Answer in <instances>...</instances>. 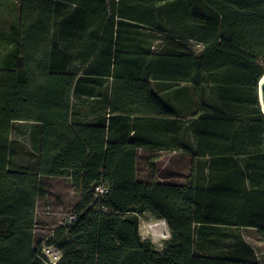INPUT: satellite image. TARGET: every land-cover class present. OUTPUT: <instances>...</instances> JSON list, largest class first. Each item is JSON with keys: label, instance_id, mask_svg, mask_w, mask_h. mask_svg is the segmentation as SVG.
Masks as SVG:
<instances>
[{"label": "trees", "instance_id": "trees-1", "mask_svg": "<svg viewBox=\"0 0 264 264\" xmlns=\"http://www.w3.org/2000/svg\"><path fill=\"white\" fill-rule=\"evenodd\" d=\"M18 2L0 67V264H44L33 237L43 177L80 194L75 220L46 240L56 264H259L242 242L223 254L217 233L252 228L264 243V0ZM125 26L166 28L200 52L155 53ZM151 81L184 85L193 110L179 115ZM14 122L36 125L33 172L11 162ZM139 148L188 155L184 184L138 180ZM145 212L169 228L160 250L140 237Z\"/></svg>", "mask_w": 264, "mask_h": 264}, {"label": "rangeland", "instance_id": "rangeland-1", "mask_svg": "<svg viewBox=\"0 0 264 264\" xmlns=\"http://www.w3.org/2000/svg\"><path fill=\"white\" fill-rule=\"evenodd\" d=\"M19 22V2L18 0H0V67H5L14 53V43L10 37L11 27L18 26ZM124 36L128 33L131 38L135 37L142 41V45H149L151 51L155 53H186L200 52V45L193 40L181 39L169 32L166 28L153 31L145 27L130 29L125 26ZM167 30V31H166ZM119 46L122 44L117 43ZM86 100L84 97L79 100L72 99L73 106H79ZM78 103V104H77ZM179 112L182 116H188L193 110L185 105H179ZM82 114V113H81ZM83 115V114H82ZM36 131V125L28 122L12 123L11 131V162L16 167H25L33 172L36 162V154L31 149V132ZM186 154L159 153L152 155L146 151H139L136 161V170L140 181L162 182H182L179 178L189 172V159ZM190 158V157H189ZM149 161H152L150 166ZM43 194L37 198L34 213L33 237L35 244L46 240L61 223L73 212L74 207L80 200V194L75 192L68 177H43ZM151 212H145L139 218L138 231L144 240H148L154 248L161 249L164 242L169 238V228L165 225L156 224L152 230L148 231L146 226L160 221ZM163 220V219H162ZM154 230V231H153ZM222 234L218 235V243L223 254H231L232 250L242 242L253 250L257 261L264 264V243L257 235V231L252 228L243 229H220ZM220 230L218 232H220ZM154 233V236L152 235ZM157 234V235H156ZM232 247V248H231ZM231 248V249H230ZM245 253L242 254L244 256Z\"/></svg>", "mask_w": 264, "mask_h": 264}, {"label": "crops", "instance_id": "crops-1", "mask_svg": "<svg viewBox=\"0 0 264 264\" xmlns=\"http://www.w3.org/2000/svg\"><path fill=\"white\" fill-rule=\"evenodd\" d=\"M182 87H184V85L174 86V85L167 84L165 82L163 83V82L151 81L152 90L160 97V99L164 103L170 105L174 110H176L179 115H181V114L179 112L180 107H178V106L184 104L186 109H189L191 106H192V108H194L193 102H194V99H195L194 95H193V92L191 90L181 91ZM180 96H181V98H180ZM82 97L85 98L84 95ZM184 99L185 100H190L191 104H188ZM86 105H93L94 106V103L89 101V99H88V101L86 102ZM187 105H189V107ZM87 109H88V107L83 108L82 109V114H84ZM93 117H94V115H93V113H91V114L88 115L87 119L91 120ZM139 151H146L147 153L152 154V155H156V154H159V153H173V154H179V155L182 154L181 152H176V151H172V152H170V151L149 152L148 150L139 148L138 151H137L136 161L138 159ZM184 156H186L189 159L188 163H189V172H190V161H191V159L189 158L188 155H184ZM189 172L186 173V175L183 176L184 178H182V177L179 178L180 180L183 179L182 182H178V181H175V182L174 181L173 182L157 181V182H160L161 184L183 185L184 182H185L186 177L189 175ZM136 173H137V179L140 180L139 177H138V172H136Z\"/></svg>", "mask_w": 264, "mask_h": 264}, {"label": "built area", "instance_id": "built-area-1", "mask_svg": "<svg viewBox=\"0 0 264 264\" xmlns=\"http://www.w3.org/2000/svg\"><path fill=\"white\" fill-rule=\"evenodd\" d=\"M108 192V187L104 183H100L95 187V193H94V198L98 199L104 194ZM100 208L103 210H106V208L103 205H100ZM75 220V215L74 214H69L68 217L61 223V225H68L71 222ZM162 225H165L164 219L160 220ZM140 237L144 240V237L142 234H140ZM47 240V238H46ZM46 240L42 242L41 244V250L39 253V258L44 264H56L57 261L60 259L62 253L61 251L53 244H46Z\"/></svg>", "mask_w": 264, "mask_h": 264}, {"label": "water", "instance_id": "water-1", "mask_svg": "<svg viewBox=\"0 0 264 264\" xmlns=\"http://www.w3.org/2000/svg\"><path fill=\"white\" fill-rule=\"evenodd\" d=\"M257 95H258V103H259L260 111L264 116V75L261 77V79L258 82Z\"/></svg>", "mask_w": 264, "mask_h": 264}, {"label": "bare ground", "instance_id": "bare-ground-1", "mask_svg": "<svg viewBox=\"0 0 264 264\" xmlns=\"http://www.w3.org/2000/svg\"><path fill=\"white\" fill-rule=\"evenodd\" d=\"M158 225V224H161L162 225V223L160 222V221H157V222H155V223H153V224H151V223H149L147 226H146V228H147V230L148 231H150V230H152V227H154V225ZM154 231V230H153ZM153 236H154V233L152 234ZM157 235V234H156Z\"/></svg>", "mask_w": 264, "mask_h": 264}]
</instances>
